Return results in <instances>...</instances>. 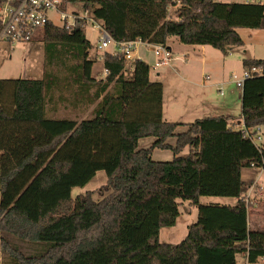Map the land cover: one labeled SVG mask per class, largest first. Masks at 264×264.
Instances as JSON below:
<instances>
[{
	"label": "trees",
	"instance_id": "1",
	"mask_svg": "<svg viewBox=\"0 0 264 264\" xmlns=\"http://www.w3.org/2000/svg\"><path fill=\"white\" fill-rule=\"evenodd\" d=\"M92 7L115 41L142 39L168 45H211L226 52L244 41L239 28L264 29V3L219 0H80ZM175 7L170 16V8ZM80 23L67 31L43 29L47 57L64 49L76 59L69 76L45 72L41 79L0 78V228L38 243L25 254L0 237L14 264H258L264 260V228H251L242 170L264 168V147L252 138L264 126V59H244L262 74L243 84L240 116L213 115L190 122L163 117V83L150 65L136 60L124 78L123 54L106 52V74L92 76L93 47ZM61 58V57H60ZM75 84L72 98L63 93ZM95 87V89H94ZM74 107L95 104L78 120L48 115L56 90ZM153 137L149 147L140 140ZM155 149L172 153L154 159ZM186 151V152H185ZM95 190L72 197L98 171ZM202 196L238 198L234 205L203 204ZM180 201L198 217L179 243L160 241L163 227L181 214ZM238 256L244 258L238 261Z\"/></svg>",
	"mask_w": 264,
	"mask_h": 264
},
{
	"label": "rangeland",
	"instance_id": "2",
	"mask_svg": "<svg viewBox=\"0 0 264 264\" xmlns=\"http://www.w3.org/2000/svg\"><path fill=\"white\" fill-rule=\"evenodd\" d=\"M222 2H254L258 0H221ZM264 2V0H262ZM75 8L81 13L85 12L84 4L80 2L74 3ZM89 16L95 19L96 16L93 12L92 7L89 8ZM175 7L170 8V16L174 15ZM54 19H56L55 14L51 15ZM59 23V22H58ZM60 24V23H59ZM239 33L244 41V44L241 46H233L231 50L220 54L227 61V74L224 75L222 80L229 81L223 85L224 95L219 96L221 100H215L214 105L215 109L212 111L213 114H219L216 110L218 103L220 104L222 99H226L229 95H231V90L236 89V83L232 79L234 73L241 75L244 66V59H264V29H254V28H239ZM86 37L93 44L92 49L90 50V57L95 59V64L92 70V76L96 78V81H99V77L102 76L104 72V67L99 57L104 56L106 52L114 51V46L111 44L105 51L96 50L97 43V32L93 29L91 24L87 25ZM43 30L39 32L36 38L32 41H16V42H7L0 41V78H33V79H41L44 77L45 72L53 73L59 75L62 79L65 76H69L72 81V76L69 75L68 67L76 64V59L73 57L71 53H65L64 49H59L56 54L57 57H53L52 60L47 57L45 42L43 40ZM174 39L178 42L174 43ZM170 45H172L177 51V53L181 58H185L183 55V49L188 46V44H183L180 42L178 37H170L169 39ZM179 45V46H178ZM187 45V46H184ZM142 53L145 58L151 63L150 72L152 78L155 76V71L152 66L155 61V55L149 51L144 46H141ZM207 49L212 51L213 53H221V50H218L211 45H206ZM144 50V51H143ZM216 56V55H215ZM214 56V58H215ZM61 57V58H60ZM174 57V56H173ZM218 57V56H217ZM219 58V57H218ZM222 58V59H223ZM153 63V64H152ZM172 63H177L180 65L181 61L173 62L171 60L169 65H163L159 68L164 71V75L162 79L165 82L167 87V93L170 90L173 82H175V75H173L170 71V65ZM176 64V65H177ZM177 65V66H178ZM179 67V66H178ZM231 79V81H230ZM170 85V86H169ZM75 84L72 83L69 89L64 91L63 95L67 99L72 98L73 89L75 88ZM95 89V87H94ZM169 89V90H168ZM60 92L57 89L55 91L53 102L48 105V115L52 117H71L70 113V103L69 100H60L59 98ZM235 102L233 106L232 114H239L241 109L242 101ZM217 102V104H216ZM179 106L185 112L187 111L188 115H184L182 120L186 122H190L195 120V118L203 115L209 114L207 111H204L200 107H188L186 110L185 104L180 100L178 101ZM168 105V104H167ZM92 111L95 107V104L92 105ZM169 105L167 106V108ZM88 116H93V112ZM207 112V113H206ZM187 116V117H186ZM186 117V118H185ZM89 118V117H88ZM252 138L258 146L264 147V126L262 128H257L253 131ZM154 141L153 137H146L140 140V147H149ZM186 152V151H185ZM154 159L157 160H169L172 158V153L168 150H160L155 149L152 153ZM256 179L259 181V184L264 188V169L258 167H246L242 171V182L244 184L245 191L248 192L249 186L253 184V180ZM107 183V174L104 170H100L94 176V178L87 183L85 186H77L72 189V197L75 198L77 195L86 193L87 191L95 190L94 197L99 198L100 190H104ZM252 193L248 196L252 201L259 204L252 205L249 208V224L251 228H264V197H259V194L256 188L252 189ZM264 190V189H263ZM234 198L231 197H222V196H202L200 197V202L203 204L211 203V202H231ZM190 205L188 201H180V211L181 214L177 219V223L174 227H163L160 232V241L166 243H179L188 233L189 226L197 220L198 211L193 210L191 213L188 212ZM5 221L3 216H0V225ZM0 237H5L9 239L10 243L17 245L21 251L25 254H32L36 251V245L38 243H32L30 241L21 240L18 236L9 233L8 231L0 228ZM244 258L242 256H238V261L243 262ZM0 264H14L12 257L9 252L0 249ZM258 264H264V260H260Z\"/></svg>",
	"mask_w": 264,
	"mask_h": 264
},
{
	"label": "crops",
	"instance_id": "3",
	"mask_svg": "<svg viewBox=\"0 0 264 264\" xmlns=\"http://www.w3.org/2000/svg\"><path fill=\"white\" fill-rule=\"evenodd\" d=\"M258 2L264 3L262 0H258ZM173 42L177 43L178 41L174 39ZM168 45L174 54L173 62L175 61L177 62L179 60L181 61L180 65H178L177 63L175 64L172 63L170 65V71L173 75H175L176 80L175 82H173L170 90L168 89L169 90L168 93L166 92L167 87L165 85V82L162 79L165 70L164 71L162 69L156 70L154 78H152L150 72L151 80L161 81L164 86L163 89L164 119L167 121H184L182 120L184 119L182 117L184 115H188V113L187 111L185 112L183 109H181V107L179 106L178 101L180 100L185 104L186 110H188V107H200L201 109L209 113L207 115L199 116L197 118H202L205 116H213V115H227V116L239 117L242 111V104L239 114L234 115L231 113V111L233 110V106L235 105V102L237 103L236 99H239L238 101L241 102L243 98V90L242 88L238 87L237 84H236L237 88L231 90L232 94L229 95L226 99H222L220 104L218 103L215 111H217L219 114H213L212 112L215 109V105H214L215 100H221L219 96H223L225 94L223 91V85L229 81V79L222 80L223 73L224 75H226L228 71H227V61L223 57H220L222 56L220 54L226 53L231 49H228L226 52L220 51L221 53L215 54L212 51L208 50L207 49L208 47H206V45H188L191 47H186L185 49H183L182 53L183 55H185V58H181L177 53H175V51L177 50L172 45H170L169 41H168ZM141 48L142 47H140L138 51L135 52V58L146 61L151 67V63L145 58ZM149 51L151 50L149 49ZM108 52H112V51L109 50ZM99 58L101 59V62L103 64V57L101 56ZM104 76H105V72L102 73V76H100L99 79H103ZM221 90L223 93L221 92ZM167 104L169 105L168 108H167L168 106ZM70 108H71L70 113L72 114L70 118H75L81 121L85 118L90 117L88 115L91 113L93 107L92 105L86 107L85 104L82 105L79 104L77 107H74L73 104L70 103ZM253 188H256L259 197H264V190H263L264 188L262 187L261 184H259V181L256 179H254L253 184L249 186L248 192L245 191L243 195H246L247 197L250 196L253 191L252 190ZM237 200L238 198H234L233 201L225 202V204L234 205L237 203ZM196 209L197 207L190 206L188 212L191 213L193 210Z\"/></svg>",
	"mask_w": 264,
	"mask_h": 264
},
{
	"label": "built area",
	"instance_id": "4",
	"mask_svg": "<svg viewBox=\"0 0 264 264\" xmlns=\"http://www.w3.org/2000/svg\"><path fill=\"white\" fill-rule=\"evenodd\" d=\"M76 2L83 3L80 0H0V41L12 43L32 41L50 23L67 31H73L80 23H83L86 28L90 23L97 32L96 50L105 51L112 44L114 46L112 53L123 54L124 78L129 79L133 76L137 60L135 52L141 46L150 49L155 55L152 66L154 70H158L163 65H169L174 58L173 51L167 45L152 44L140 38L131 41H115L106 30L103 21L90 17L89 7H86L84 3L85 12L78 11L74 5ZM53 13L56 19L51 16ZM104 72L106 74L105 70ZM262 72L261 67L254 66L245 68L241 75L234 73L231 76L237 86L242 88L248 77L260 75ZM246 264L256 263L247 261Z\"/></svg>",
	"mask_w": 264,
	"mask_h": 264
}]
</instances>
